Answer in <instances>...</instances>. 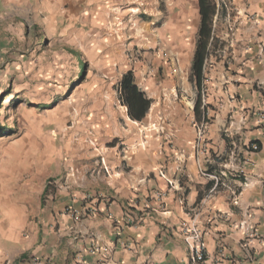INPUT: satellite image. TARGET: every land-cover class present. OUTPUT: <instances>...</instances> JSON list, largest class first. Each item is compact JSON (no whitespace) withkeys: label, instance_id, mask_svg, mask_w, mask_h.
Segmentation results:
<instances>
[{"label":"crops","instance_id":"crops-1","mask_svg":"<svg viewBox=\"0 0 264 264\" xmlns=\"http://www.w3.org/2000/svg\"><path fill=\"white\" fill-rule=\"evenodd\" d=\"M25 1L32 4L34 27L48 19L72 26L112 12L120 24L134 10V0ZM233 2L232 22L213 17L222 49L212 48L214 103L206 116L212 112L214 120L205 125L202 146L178 152L167 146L161 155L155 151L161 163L148 157L138 163L137 122L122 107L120 143L132 156L104 146L88 154L96 156L89 165L70 158L62 173H53L54 185L40 183L33 215L0 217V264H193L185 227L201 233L204 260L196 264H264V0ZM24 27L16 17L6 26L0 20V42ZM128 70L134 75V61L122 75ZM23 183L26 199L32 184L29 177ZM127 214L136 220L127 222Z\"/></svg>","mask_w":264,"mask_h":264},{"label":"rangeland","instance_id":"rangeland-1","mask_svg":"<svg viewBox=\"0 0 264 264\" xmlns=\"http://www.w3.org/2000/svg\"><path fill=\"white\" fill-rule=\"evenodd\" d=\"M224 1L228 9L222 7L218 16L232 22L234 2ZM0 13L3 26L12 17L26 25L25 32H13L12 39L0 42L1 218L33 215L35 203L42 200L40 183L62 173L72 157L75 165H89L96 159L90 152L104 146L132 156L120 143L125 140V113L119 82L133 61L137 86L151 100L143 120L134 124L137 162L146 163L143 158L148 157L158 164L155 151L161 155L168 146L166 151L178 152L205 142L204 132L198 136L199 125H194L197 90L190 79L197 0H134V10L120 24L112 12V17L93 14L72 26L48 19L34 27L32 4L25 0H0ZM214 42V50L218 45L221 50L215 36ZM216 55L210 51L200 92L202 104L209 106L214 103ZM213 120L209 112L204 122ZM28 177L32 189L25 199L21 192Z\"/></svg>","mask_w":264,"mask_h":264},{"label":"trees","instance_id":"trees-1","mask_svg":"<svg viewBox=\"0 0 264 264\" xmlns=\"http://www.w3.org/2000/svg\"><path fill=\"white\" fill-rule=\"evenodd\" d=\"M199 26L197 30V37L195 47L191 60L190 79L194 83L197 90V97L193 104V115L196 121L206 119V104H202L200 99V92L202 90L204 67L208 60L210 51L215 47L213 37V17L215 14V6L213 0H197ZM79 75L82 76L84 72V63L80 62ZM120 102L126 107V114L129 119L136 122L141 121L149 110L151 100L146 97L145 93L139 89L131 70L126 71L119 82ZM202 107L203 116L199 118V108ZM0 132L2 128L0 127Z\"/></svg>","mask_w":264,"mask_h":264},{"label":"built area","instance_id":"built-area-1","mask_svg":"<svg viewBox=\"0 0 264 264\" xmlns=\"http://www.w3.org/2000/svg\"><path fill=\"white\" fill-rule=\"evenodd\" d=\"M213 3L215 6L214 18H216V17H218L219 12L222 9V7L227 8V6H226V3L224 0H213ZM121 107L125 108L124 105H122ZM205 125H206V123L202 120L201 124L198 127V136L202 135L203 130L205 129ZM196 146L199 147V142L197 143ZM249 147L252 151L257 150V148H258L256 143H250ZM160 175L165 178V181L168 184H172V181L170 179H168L163 173ZM48 184L54 185L55 182H54V180H50L48 182ZM235 196H237L236 192H235ZM234 204H237L236 198L234 199ZM125 220L127 222H132L133 220L135 221L136 218L135 217L133 218L131 215L127 214L125 216ZM183 237H184V241H185L187 247L191 251V261L193 262V264H196V263L203 261L204 260V251H203V243H202V239H201V233L195 227H185L183 229Z\"/></svg>","mask_w":264,"mask_h":264},{"label":"bare ground","instance_id":"bare-ground-1","mask_svg":"<svg viewBox=\"0 0 264 264\" xmlns=\"http://www.w3.org/2000/svg\"><path fill=\"white\" fill-rule=\"evenodd\" d=\"M179 1V0H178ZM189 16H192V15H189ZM191 25V24H190ZM192 26V25H191ZM187 49V48H186Z\"/></svg>","mask_w":264,"mask_h":264}]
</instances>
